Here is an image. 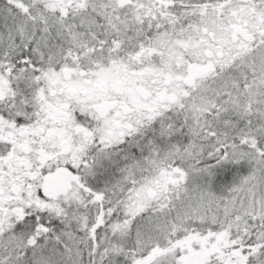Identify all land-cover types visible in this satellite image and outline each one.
<instances>
[{
	"label": "snow or ice",
	"instance_id": "1",
	"mask_svg": "<svg viewBox=\"0 0 264 264\" xmlns=\"http://www.w3.org/2000/svg\"><path fill=\"white\" fill-rule=\"evenodd\" d=\"M0 264H264V0H0Z\"/></svg>",
	"mask_w": 264,
	"mask_h": 264
}]
</instances>
